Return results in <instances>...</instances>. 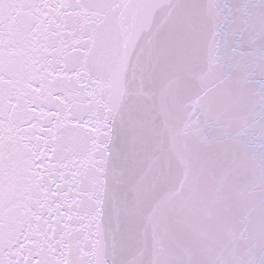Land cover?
I'll return each instance as SVG.
<instances>
[{
  "label": "snow or ice",
  "instance_id": "snow-or-ice-1",
  "mask_svg": "<svg viewBox=\"0 0 264 264\" xmlns=\"http://www.w3.org/2000/svg\"><path fill=\"white\" fill-rule=\"evenodd\" d=\"M0 264H264V0H0Z\"/></svg>",
  "mask_w": 264,
  "mask_h": 264
}]
</instances>
